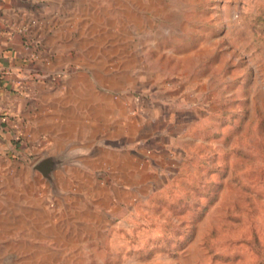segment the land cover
Listing matches in <instances>:
<instances>
[{
	"label": "rangeland",
	"instance_id": "obj_1",
	"mask_svg": "<svg viewBox=\"0 0 264 264\" xmlns=\"http://www.w3.org/2000/svg\"><path fill=\"white\" fill-rule=\"evenodd\" d=\"M91 1L98 52L54 84L96 89L100 139L21 124L0 264H264V0Z\"/></svg>",
	"mask_w": 264,
	"mask_h": 264
},
{
	"label": "crops",
	"instance_id": "obj_2",
	"mask_svg": "<svg viewBox=\"0 0 264 264\" xmlns=\"http://www.w3.org/2000/svg\"><path fill=\"white\" fill-rule=\"evenodd\" d=\"M89 1L0 0V174L18 167L7 156L12 151L15 155L22 152L13 137L20 132L22 123L32 128L37 123L60 120L67 124L68 131L72 127L78 133L87 131L84 141L92 137L95 143L100 139L104 106L96 89L86 87L82 80L73 89L67 86L66 79L64 84H54V76L69 60L98 52L91 12L94 6L86 8ZM86 44L90 47L86 48ZM39 100L49 105L44 106V115H39ZM116 154L98 147L90 161L82 159L81 165L100 166L105 155L110 156L112 165ZM147 172L153 170L149 168ZM20 229L14 227L13 232Z\"/></svg>",
	"mask_w": 264,
	"mask_h": 264
},
{
	"label": "water",
	"instance_id": "obj_3",
	"mask_svg": "<svg viewBox=\"0 0 264 264\" xmlns=\"http://www.w3.org/2000/svg\"><path fill=\"white\" fill-rule=\"evenodd\" d=\"M55 160L51 159V160H45L42 161L40 163H38L37 165H35V169L38 170L39 172L43 173V175H45L48 179H50V167L51 169L55 168V164H54ZM50 164L49 168H46L45 166Z\"/></svg>",
	"mask_w": 264,
	"mask_h": 264
}]
</instances>
